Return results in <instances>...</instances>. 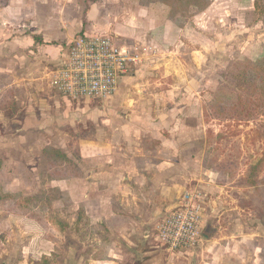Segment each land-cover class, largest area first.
Segmentation results:
<instances>
[{
    "label": "rangeland",
    "instance_id": "1",
    "mask_svg": "<svg viewBox=\"0 0 264 264\" xmlns=\"http://www.w3.org/2000/svg\"><path fill=\"white\" fill-rule=\"evenodd\" d=\"M208 1L209 6L201 12L192 8L185 17L178 15L174 19L167 14V19L176 27H193L195 34L190 33L193 43H196L193 46L205 45L204 42L207 45L205 49L202 47L204 55L201 59L198 57L195 60L189 54L182 58L187 67L183 71L188 83L178 84L177 94L182 99L177 98L168 104L183 106L184 111L185 108L191 109L190 118L184 117L186 113L182 114L174 122L170 120L168 130H158L161 133L159 138L165 134L177 147L174 162L178 165L177 171L180 168L178 176L181 173L189 177L182 194L197 188L207 194L202 243L190 251L167 252L155 242V231L151 230L147 239L154 243L150 255H154L155 261L147 262L150 258H143L144 250H135L134 247L133 251L130 250L133 255H126L127 247H119L113 240L114 235L120 234L118 229L128 222L125 214H107L104 211V202H107L104 197L96 200L84 195L70 203L72 199L67 194H55L49 181L55 174L47 175L45 178L48 181L42 179L47 163L38 158L35 164L39 175H42L40 181L26 179L20 168L16 173L19 179L12 183L10 173L0 170V192L12 190L19 193L18 190H23L34 195L48 191L46 199L42 201V206L48 209L45 215L43 212L29 214L22 211L17 216L8 217L0 209V224L8 218L13 222L12 233L10 229H5L10 233L0 235V264H264V100L257 96L260 93H255L253 87L249 86V71L264 59V0ZM137 5L146 7L150 4L142 6L137 0ZM75 8L70 10L74 11ZM71 25L73 23L64 27L69 34L74 31ZM75 35L64 40L60 46L62 51ZM148 46L156 52L157 59L164 62L165 50L183 47L180 44L172 48L156 44ZM57 64L47 66L39 75L40 82L37 88L35 84L33 91L40 97H51L50 103H56L55 109L68 116V123H72L69 127H75L73 134L82 137L79 141L64 135L66 141L72 140L74 143H70L73 146L76 144V148L79 145L85 147L86 152L87 142L94 137L88 127V117L96 111H103L104 105L117 96L121 85L116 95L105 102L91 100L80 104L69 103L51 90L44 80V74ZM163 69L157 71L164 73L166 70ZM155 73L156 70L150 71L145 79L133 81L126 93L146 97L166 94L165 90L169 89L167 84H172V79L176 78L162 79L164 85L157 87L152 82ZM138 104L140 108L143 105L147 109H155L157 102L151 100ZM137 107L136 103H132L130 109L133 111ZM122 117L127 121L125 114ZM98 121L100 126L110 131V119L101 118ZM34 136L30 134L29 137ZM154 137L158 139L156 133ZM154 142L160 144L159 140ZM72 149L71 146L70 151ZM62 160L73 177L81 176V172L71 168L75 162L66 157ZM81 165L88 169L87 165ZM210 177L214 179L207 193L203 190V182L208 183ZM224 185L223 200L219 190ZM35 198L28 200L30 205L41 204L39 195ZM17 200L22 205L26 204L21 197ZM78 208L80 211H77ZM28 216L39 219L45 225L39 226ZM103 255L108 258L106 261L95 260Z\"/></svg>",
    "mask_w": 264,
    "mask_h": 264
},
{
    "label": "crops",
    "instance_id": "2",
    "mask_svg": "<svg viewBox=\"0 0 264 264\" xmlns=\"http://www.w3.org/2000/svg\"><path fill=\"white\" fill-rule=\"evenodd\" d=\"M6 1L5 6H1L0 0V170L10 173L12 183L19 179L16 173H19L20 168L26 179L40 181L42 175H39L35 164L38 158L47 163L43 168L42 179L45 181V177L54 170H64L65 175L49 180L55 194H67L72 199L69 200L70 203H74V198L84 195L96 200L104 197L107 200L104 202L107 214L118 212L125 214L128 219L118 229L120 234L117 235L120 237H113L116 244L127 247L126 255H133L130 254L133 247L135 250H144L143 258L148 257L150 260L147 262H154V255H150L151 245L154 243L147 236L151 230H156L165 214L176 207L183 186L189 180L188 176L177 174L180 168L177 171L178 165L174 162L176 145L165 134L159 138L161 133L158 130H168L170 120L174 122L182 114L186 113L187 116L184 117L190 118L191 109L185 108L184 111L183 106L180 108L179 105L168 104L181 98L177 94L178 84L188 83L183 71L187 67L182 58L189 54L195 60L198 57L201 59L207 44L204 42L205 45L201 43L193 46L192 44H196L190 35L191 32L194 33L193 27H176L167 19L168 7L160 3L140 7L137 0ZM72 7H76L74 11H71ZM199 17L200 15L194 17L191 22ZM68 23H73L72 34L64 30ZM79 31L91 36H115L120 45L156 44L166 48H172L176 44L183 46L165 50V62L157 59L156 52H151L149 59L136 74L121 82L120 93L104 105L103 111H96L88 117V127L94 137L87 142V153L83 149L85 147L79 145L76 148V144L73 146L70 143H74L72 140L66 141L64 135L79 141L82 137L80 134H73L75 127H69L72 123H68V116L55 109L56 103H50L51 97H40L33 91L40 82L39 75L43 74L47 66L61 62L64 50L60 46L64 40L70 39ZM167 57L170 60H166ZM162 67L165 68L163 71L166 70L164 73L157 71ZM155 70L152 82L157 87L164 85L162 79L176 78L172 79V84H167L169 89L165 90L166 94L146 97L126 93L133 81L145 79L148 72ZM15 92L19 94L15 95ZM151 100L157 102L155 109H147L143 105L140 108L139 102ZM132 103L137 104L136 110L131 111ZM122 114H125L127 121L123 120ZM101 118L111 120L110 131L98 124V119ZM161 124L164 126H160ZM70 130L73 131L69 133ZM154 133L158 139L154 137ZM30 134L35 136L30 138ZM155 140H159L160 144L156 145ZM47 149L58 150L64 157L75 162L76 164H71V168L81 172V176L73 177L63 162H55L51 158ZM81 163L87 165L88 169L83 168ZM213 179L208 180V183L203 182L205 192H210ZM82 188L85 193L81 191ZM220 188L224 200L226 187L224 185ZM18 192H0V209L8 217L17 216L22 211L29 214L43 212V215L48 211L42 206L48 191L34 195L23 190ZM37 195L41 204L30 205L28 200ZM204 195L205 208L208 197L207 194ZM18 197L23 198L27 206L22 205L17 200ZM27 218L39 226L45 225L32 216ZM12 228L13 222L8 218L0 224V235L6 232L5 229H10L12 233ZM9 236L10 234L8 240ZM107 259L103 255L95 260Z\"/></svg>",
    "mask_w": 264,
    "mask_h": 264
},
{
    "label": "built area",
    "instance_id": "3",
    "mask_svg": "<svg viewBox=\"0 0 264 264\" xmlns=\"http://www.w3.org/2000/svg\"><path fill=\"white\" fill-rule=\"evenodd\" d=\"M153 49L148 45H120L115 37L80 32L66 45L62 60L44 74L47 86L69 103L105 102L121 82L136 74ZM205 195L184 192L175 208L159 222L156 243L167 252L182 253L203 241Z\"/></svg>",
    "mask_w": 264,
    "mask_h": 264
},
{
    "label": "trees",
    "instance_id": "4",
    "mask_svg": "<svg viewBox=\"0 0 264 264\" xmlns=\"http://www.w3.org/2000/svg\"><path fill=\"white\" fill-rule=\"evenodd\" d=\"M6 3V0H1V6H5ZM153 3H160L167 6L169 9L168 16L170 19L177 18L178 15L179 17H185V14L192 8H195L201 12L209 6L208 0H139V4L142 6ZM255 7H258V4L256 2ZM249 78V86L253 87V91L255 93H260L256 95L261 96L260 98L264 100V59L253 65V69L249 71ZM47 152L51 154V158L55 162H63L62 158H64V155H62L60 151L47 149ZM63 171L54 170L53 173L55 174V176H63V174L65 175L66 173Z\"/></svg>",
    "mask_w": 264,
    "mask_h": 264
},
{
    "label": "water",
    "instance_id": "5",
    "mask_svg": "<svg viewBox=\"0 0 264 264\" xmlns=\"http://www.w3.org/2000/svg\"><path fill=\"white\" fill-rule=\"evenodd\" d=\"M202 243V241L199 242V244L197 245V247ZM161 246V245H160ZM197 247H195L194 249H196ZM193 250V249H191ZM190 251V250H189Z\"/></svg>",
    "mask_w": 264,
    "mask_h": 264
}]
</instances>
